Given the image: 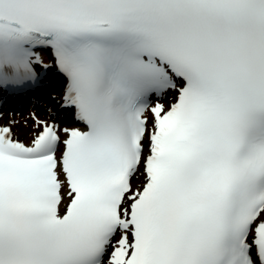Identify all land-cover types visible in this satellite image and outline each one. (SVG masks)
Here are the masks:
<instances>
[{
  "label": "snow or ice",
  "instance_id": "6c2138e0",
  "mask_svg": "<svg viewBox=\"0 0 264 264\" xmlns=\"http://www.w3.org/2000/svg\"><path fill=\"white\" fill-rule=\"evenodd\" d=\"M0 264H264V0H0Z\"/></svg>",
  "mask_w": 264,
  "mask_h": 264
},
{
  "label": "bare ground",
  "instance_id": "6f19581e",
  "mask_svg": "<svg viewBox=\"0 0 264 264\" xmlns=\"http://www.w3.org/2000/svg\"><path fill=\"white\" fill-rule=\"evenodd\" d=\"M57 76L58 73H57ZM57 76H49V77H44L45 79H53ZM58 85L59 82L54 81L50 84L49 88L46 89L45 91H42L40 93V96L38 97L40 100H42L48 93L47 92H51L52 93V98L48 101V103L44 104V103H37V108L41 106L40 111H37L35 114L36 116L40 117V118H45L48 115V110L54 109L57 106V99L56 96L60 95V92H58L60 90V87L58 89ZM51 87V88H50ZM58 89V91H57ZM58 94V95H57ZM7 106V103H6ZM11 108V105H9ZM35 109H29V110H23L20 112H25V111H33ZM18 111V110H16ZM35 113V112H33ZM33 116V115H32ZM0 123L4 124V125H9L12 124V126L15 128L16 132L19 134L21 139H27L31 130H32V124H33V120L31 117V113H21V114H3L0 112Z\"/></svg>",
  "mask_w": 264,
  "mask_h": 264
},
{
  "label": "rangeland",
  "instance_id": "374dc122",
  "mask_svg": "<svg viewBox=\"0 0 264 264\" xmlns=\"http://www.w3.org/2000/svg\"><path fill=\"white\" fill-rule=\"evenodd\" d=\"M48 101H49V98H46V99L43 101V103L46 104V103H48ZM32 114H34V113H32ZM35 114H38V113H35ZM31 117H32V115H31Z\"/></svg>",
  "mask_w": 264,
  "mask_h": 264
}]
</instances>
